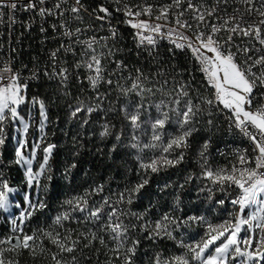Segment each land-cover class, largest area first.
Instances as JSON below:
<instances>
[{
	"label": "snow or ice",
	"instance_id": "obj_1",
	"mask_svg": "<svg viewBox=\"0 0 264 264\" xmlns=\"http://www.w3.org/2000/svg\"><path fill=\"white\" fill-rule=\"evenodd\" d=\"M0 264H264V0H0Z\"/></svg>",
	"mask_w": 264,
	"mask_h": 264
}]
</instances>
